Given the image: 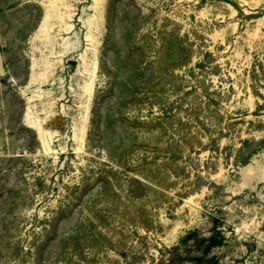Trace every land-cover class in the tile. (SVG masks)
<instances>
[{"label":"rangeland","instance_id":"374dc122","mask_svg":"<svg viewBox=\"0 0 264 264\" xmlns=\"http://www.w3.org/2000/svg\"><path fill=\"white\" fill-rule=\"evenodd\" d=\"M214 221L264 264V0H0V264H168Z\"/></svg>","mask_w":264,"mask_h":264},{"label":"trees","instance_id":"16d2710c","mask_svg":"<svg viewBox=\"0 0 264 264\" xmlns=\"http://www.w3.org/2000/svg\"><path fill=\"white\" fill-rule=\"evenodd\" d=\"M217 229V221H214L208 236L203 235L197 229L188 231L177 245L170 248L168 264H184L188 260L191 262L190 264H221L219 259L212 253V250L221 243L222 235ZM188 242H191L195 247L193 257H190L192 253L183 249ZM160 261L162 264V260Z\"/></svg>","mask_w":264,"mask_h":264},{"label":"water","instance_id":"95a60500","mask_svg":"<svg viewBox=\"0 0 264 264\" xmlns=\"http://www.w3.org/2000/svg\"><path fill=\"white\" fill-rule=\"evenodd\" d=\"M38 134V133H37Z\"/></svg>","mask_w":264,"mask_h":264}]
</instances>
